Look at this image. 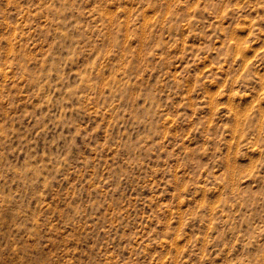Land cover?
<instances>
[{
  "label": "rangeland",
  "instance_id": "rangeland-1",
  "mask_svg": "<svg viewBox=\"0 0 264 264\" xmlns=\"http://www.w3.org/2000/svg\"><path fill=\"white\" fill-rule=\"evenodd\" d=\"M0 264H264V0H0Z\"/></svg>",
  "mask_w": 264,
  "mask_h": 264
}]
</instances>
